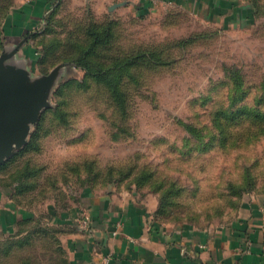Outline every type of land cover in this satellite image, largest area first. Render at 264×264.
<instances>
[{
	"label": "rangeland",
	"instance_id": "obj_1",
	"mask_svg": "<svg viewBox=\"0 0 264 264\" xmlns=\"http://www.w3.org/2000/svg\"><path fill=\"white\" fill-rule=\"evenodd\" d=\"M17 1L0 0V18ZM235 2L234 23L176 6L141 16L59 5L33 44L32 77L57 67L27 142L41 122L27 155L40 170L35 207L107 185L157 196L165 223L205 227L264 192V0ZM92 31L103 36L95 45ZM28 224L25 246L3 251L0 264H64L58 233H32L49 227L39 218Z\"/></svg>",
	"mask_w": 264,
	"mask_h": 264
},
{
	"label": "crops",
	"instance_id": "obj_2",
	"mask_svg": "<svg viewBox=\"0 0 264 264\" xmlns=\"http://www.w3.org/2000/svg\"><path fill=\"white\" fill-rule=\"evenodd\" d=\"M122 2L118 10L139 13L144 7L127 0H18L5 19L4 49L23 43L12 62L32 71L39 55L32 35L55 6L88 4L103 15ZM155 5L148 11L176 6L208 23L240 21L235 0H157ZM5 172H0V254L7 255L13 241L26 243L28 223L39 218L57 230L66 264H105L108 255V264H264V192L245 196L232 219L200 227L165 223L155 216L157 196L107 185L87 186L67 202L56 199L35 207L31 191L18 196L16 184L1 179ZM82 209L90 214V230L76 221Z\"/></svg>",
	"mask_w": 264,
	"mask_h": 264
},
{
	"label": "water",
	"instance_id": "obj_3",
	"mask_svg": "<svg viewBox=\"0 0 264 264\" xmlns=\"http://www.w3.org/2000/svg\"><path fill=\"white\" fill-rule=\"evenodd\" d=\"M19 47L12 51L5 48L0 55V166L27 145L56 75L57 67L47 75L32 77L25 67L13 63Z\"/></svg>",
	"mask_w": 264,
	"mask_h": 264
},
{
	"label": "trees",
	"instance_id": "obj_4",
	"mask_svg": "<svg viewBox=\"0 0 264 264\" xmlns=\"http://www.w3.org/2000/svg\"><path fill=\"white\" fill-rule=\"evenodd\" d=\"M4 4H6V2H2V4H0V6H2ZM8 4L10 5V3H8ZM5 6L6 5H4V7ZM144 7L145 8H143L142 12H139L141 16H144V15H146L149 12L147 7L146 6H144ZM56 10H57V8L55 6L53 8V10L50 11V13H48L44 17V22L45 23H44L43 28L41 30H37V31H35L33 33L32 36H33V38L35 40L34 43L37 42V46H38V43H39V39L42 38V36H44L46 33H49V31H51V27H52L51 25H52V23H53V21L55 19L54 14H55ZM7 15L8 14H4V16L2 17L3 18V24H2V27H0V50L4 47V39H5V26H4V23H5V19L7 18ZM2 18H0V20ZM109 23H107V24H109ZM107 24H102L101 26L105 27ZM102 31H104V30H102ZM97 32H99V31H97ZM97 32L96 31H92V35H93V37H95L93 45H95V43H97L99 40H101L100 38H103L101 33L99 34ZM35 47H36V45H35ZM36 49H37V52H39V47H36ZM40 123L36 127L34 132L32 133L28 145L24 149L19 151L16 155H14L8 162H6L0 168V172L6 171L5 173L9 176L10 180H9V182H6V183H8V184H16L15 186L17 188L18 196L19 195H23L24 192H30L33 188L36 187V183H33L32 180H34V179H36L38 177V174H39L40 170H38V168H36L35 166H33L31 164V162L29 160L30 158H28L27 155L29 153L39 149V142H37L38 140H35V139L37 138L36 134L39 133L40 128H41ZM13 168H14V170H12ZM51 229H53V230H55L57 232V230L54 229V228L45 227V228H42V229H34L32 231V233L42 232V233H44L46 235L50 231H53ZM14 246L23 247V246H25V243H20V241L11 242L10 245L6 249L7 250V254H9V252L11 251V249ZM63 263L66 264V261L63 260ZM23 264H32V263H31V260H26V261L23 262Z\"/></svg>",
	"mask_w": 264,
	"mask_h": 264
},
{
	"label": "built area",
	"instance_id": "obj_5",
	"mask_svg": "<svg viewBox=\"0 0 264 264\" xmlns=\"http://www.w3.org/2000/svg\"><path fill=\"white\" fill-rule=\"evenodd\" d=\"M127 1H138L142 4V6H146V7L149 6V8L150 7L155 8V6H156L155 4L157 3V0H127ZM142 8H144V7H142ZM44 23L45 22L43 21L41 23V25L35 31L41 30L44 26ZM76 221H77L79 227H81L82 229H85V230L91 229V227H90L91 217H90L88 210L82 209L80 215L76 218ZM109 260H110V257L108 255L105 257V264H108Z\"/></svg>",
	"mask_w": 264,
	"mask_h": 264
}]
</instances>
